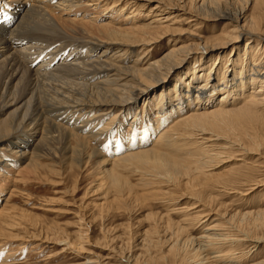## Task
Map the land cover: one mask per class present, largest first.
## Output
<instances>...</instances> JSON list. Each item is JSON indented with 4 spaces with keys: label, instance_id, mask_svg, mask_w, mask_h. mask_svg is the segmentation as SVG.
Listing matches in <instances>:
<instances>
[{
    "label": "rangeland",
    "instance_id": "1",
    "mask_svg": "<svg viewBox=\"0 0 264 264\" xmlns=\"http://www.w3.org/2000/svg\"><path fill=\"white\" fill-rule=\"evenodd\" d=\"M141 1L148 4L150 2L154 7L162 0ZM202 1H204L203 8L197 10L191 0H164L162 2L166 4V7L163 11L159 10L158 14L149 13V10H146L148 6L145 4L143 7L146 6V8L136 12L137 22L134 21V17L128 18L135 12L119 0H80V8L77 7L80 10L77 8L66 10L67 5L59 6L56 1L53 3L56 9L53 15L61 24H63L62 21H66L65 19L88 22V25L80 26L81 23H77L74 26L82 31L87 28L90 31L92 26L98 28L102 25L130 29L134 26L142 27L151 23L160 14L165 18L162 26L166 28L167 33L156 45L128 46L129 51L126 55L125 51L119 52L116 48H119L120 44H135L146 36L135 34L122 36V33L116 32V43L105 44L102 47V49L111 48V52L106 51V56L108 55L113 63L133 68L136 65L134 63H137L134 59L143 52L149 51L148 59L140 58L141 64H137L140 69H145L151 62L161 59L173 48V45L189 46L190 52L194 53L199 45L207 44L210 47H217L221 44L220 40L228 34L234 32L233 34L237 35L236 24L223 18L228 14L238 12L244 15L242 18L245 17L246 20L260 21V27L264 33V0H260L257 5L254 4L255 0ZM192 15H198L200 19L191 23L188 20ZM243 24L244 20H241L237 28ZM9 27L15 29L14 25ZM165 30L152 29V33L161 35ZM93 31L96 37L101 35L95 28L91 32ZM261 35L264 37V34ZM248 41L238 38L233 46H228L225 50L211 51L206 60L219 55L224 59L220 65L223 68L229 57L227 55L232 51L231 47L235 46L234 49H238L230 54L232 60L238 59L239 52L242 56L244 55ZM260 41L264 44V40ZM150 47L154 48L150 49ZM258 53L261 54L259 55L262 56L261 58H264L262 52ZM127 59L131 61L127 62ZM200 61L201 58H197L196 61L186 62L174 73L173 79L167 85L170 87L178 74L186 72L190 66ZM249 85L251 88V84ZM162 88H156L152 94L142 97L130 107L115 108L116 111L107 110L106 114H101L102 111L97 109L90 110L88 113H85L88 109L84 110L83 119L92 122L91 126L92 128L95 126L93 129L96 128L97 135L94 138L83 134L79 136L92 138L89 143L85 141L86 147L94 155V150L97 149L99 155H95L96 157L83 169L74 167L71 171L64 170L66 163L61 156L55 160L44 156L39 160L43 166L36 175L26 171L24 162L17 161L13 166V160H19V158L11 154L6 146L3 150L0 148V211L8 212L9 210L7 217L13 216L7 221L9 225L4 226L6 228L0 231V257L2 256L0 264H185L183 261L189 259L196 261L200 258L205 261L206 256L208 261L202 264H256L264 261V107L259 108L263 114L252 113L257 115L254 116L257 119H250L251 113L244 114L246 118L238 114L234 115V118L226 117L225 125L227 124L228 127L230 125V128L225 127L224 124H218L215 127L212 124L207 127L210 130L209 134L218 133L219 135H216L224 139L229 137L241 149L224 151L225 153L220 157L211 161L209 163L211 168L207 170L208 172L206 171L207 179L204 181L190 185L187 178H180L177 175L172 176L176 183L167 182L162 178L153 181L150 175L139 167L127 166L121 162L114 164L130 152L137 151L128 150L133 141L143 145L145 124L148 134L151 135L145 150L160 147L162 149L160 151L173 159L189 158L191 153L193 156L198 155L199 150L196 144L198 145L202 138L206 139L209 135L196 133L193 136L195 138L190 141L183 133L182 127L183 119L189 116L186 112L188 104L192 102L194 104L195 98L187 101L171 94L167 97V102L174 105L173 102L179 99L180 106L176 105L174 110L179 113L178 109L182 106L181 114L168 109L164 114L158 115L156 111L160 104L157 95ZM221 95L213 93L209 96L213 97L211 107L213 102L221 101L223 97ZM240 97L234 96L230 101L233 106L230 107L229 103L225 108L238 109L242 103L244 105L249 101L247 99L251 100L247 91L245 96L242 94ZM145 99L146 104H144ZM175 115L177 118L173 119ZM134 117L136 119L132 124ZM146 118L149 120H145ZM106 126L110 130L98 135L99 131L105 130ZM173 131L180 136L184 135L182 137L185 140L177 136L172 147L165 149L162 147L164 142H158L159 137L164 133L173 136ZM72 145L76 146L74 140ZM102 161L109 163L103 166ZM111 168L115 169L116 174L123 181L131 184L132 191L124 185L122 193L116 192L121 188H115L112 185V179L105 175V170ZM153 170L156 172V168L148 169L150 173L154 172ZM232 188L234 191L231 190ZM198 205L210 208L215 214L205 224L198 221L203 211L201 210L203 207L198 208ZM229 219H233L230 224ZM212 226H217L220 231L212 232L213 234L206 233L205 231ZM183 227L184 230L181 229ZM222 232L242 240L230 246L233 247L231 254L228 253L231 256L226 252L223 253L228 246L209 244L211 238L216 239L215 236L222 235ZM203 236L205 238L201 239ZM180 238L181 240H177ZM172 242L175 243L172 244ZM237 243L241 245L236 246ZM174 246L177 247L171 251L170 249Z\"/></svg>",
    "mask_w": 264,
    "mask_h": 264
},
{
    "label": "bare ground",
    "instance_id": "2",
    "mask_svg": "<svg viewBox=\"0 0 264 264\" xmlns=\"http://www.w3.org/2000/svg\"><path fill=\"white\" fill-rule=\"evenodd\" d=\"M56 1L59 6L67 5L66 10L77 8L81 3L80 0H0V148L3 150L6 146L11 154L19 158V160H13V166L17 161L24 162L26 163V171H31L37 175L43 166L39 162L42 157L46 156L55 160L61 156L66 163L64 164V170L71 171L74 167L83 169L84 166H88L90 161L96 157L95 155H99L97 149L94 150V155L86 147L85 141L89 143L92 138L79 136L83 134L94 138L97 135L95 133L96 128L93 129L95 126L93 128L91 126L92 122L83 119L84 110L88 109L85 112L88 113L90 110L95 111L94 109H97L102 111L101 114H106L107 110L127 108L135 104L142 97L149 96L159 87L163 88L159 91V95L156 94L160 104L156 111L158 115L160 113L164 114L168 109L174 110L175 106L180 104H178L179 99L173 102L174 105L167 102V97L171 94L187 101L195 98L194 104H192L193 102L188 104L186 112L189 116L183 119L182 127L183 133L187 135L186 138H189L190 141L195 138L193 136L196 133L209 135L206 139L202 138V141L198 145L196 144L199 150L198 155L193 156L191 153L189 154V158L185 157V159L181 157L173 159L167 157L163 151H160L162 150L160 147L145 150L147 143L151 139V135L148 134L145 124L143 145L142 143L138 145V142L133 141L128 150L137 151L130 152L129 155L115 161L114 164L121 162L127 166L139 167L150 175L153 181L162 178L167 182L176 183V180L172 176L177 175L180 178H187L188 184L192 185L198 181L207 179V170L211 168L209 163L216 160L218 156L220 157L225 153L224 151H230L234 148L241 149L229 137L224 139L218 136V133H216L218 135L209 134L208 131L210 130L207 127L212 124L214 127L218 124H224L225 127H228L227 124L225 125L226 117L233 116L232 118H234V115L237 116L238 114L243 116L244 114L249 115L246 113H251L250 119H257L254 117L257 115H253L252 113L263 114L259 110V108L263 109L264 107V58H261L262 56H259L261 54L258 53L262 52L264 54V44H261L262 41H260L264 40L263 35H261L264 33H262L260 21L246 20L245 17L242 18L244 15L238 12L232 15L227 13L228 16L226 15L223 18L229 19L236 24L235 30L237 31V35L233 34L234 32L228 34L227 37L220 40L221 44L217 47H210L207 44L199 45L194 53L190 52L189 46L177 47L173 45V48L164 54L161 59L155 60L153 63L151 62L145 69H140L137 67V64L142 61L141 57L148 59L150 55L149 51L143 52L142 55L134 59L137 63H134L136 65L133 68L131 66L127 67L124 64L118 65L113 63L108 58V55L106 56L107 53L111 52V48L106 47L102 49V47L105 44L114 45L116 43V32L122 33V36H130L131 34L146 36L145 39L139 40L135 44H120L119 48H116L119 52L125 51L126 55L129 51L127 50L128 46L149 47L153 44L156 45L167 33L166 28L162 26V22L165 21L164 17L159 14L160 16L157 15L148 25H142V27L134 26L133 28L131 26L132 29L112 28L113 26L109 27L108 25H102L98 28L92 26V30L95 28L101 34L96 37V33L94 31L91 32L92 30L89 31L88 26L83 27L87 28L83 29L84 31L76 29V26H74L77 23H81L79 24L81 26L88 22L83 23L81 20L65 19L66 21H62L63 24H61L58 19H55L53 14L56 13V9L53 3ZM121 1L130 10L135 12H131L132 15L128 16V18L134 17V21H136V16H138L136 12L141 8L148 6L146 10H149V13L158 14L160 13L159 10L163 11V8L166 7V4L162 2L164 0L157 2L154 7H152L153 5L150 2L148 4L141 0H119V2ZM259 1L255 0L254 4L257 5ZM191 2L192 4L194 3L193 6L197 10H201L204 6V1L202 0H191ZM145 4L147 5L143 7ZM189 18L188 21L191 23L197 22L200 19L198 15H192ZM241 20H244V24L240 28H237ZM10 25H14L15 29H11ZM160 28L165 30L163 34L157 35L152 33V29L159 30ZM101 37L104 38L101 39ZM238 38L249 40L246 43L243 56L239 52L238 59L232 60L230 54L238 50L234 49V46L231 47V53L227 55L229 57L227 58L225 67L222 68L220 66L224 59L219 57V55L213 59L206 60L207 55L211 51L225 50L228 46H233ZM151 48L153 49L154 47ZM181 54L184 55L181 56ZM251 57L252 59H250ZM197 58H201L200 63L190 66L187 71L185 70L186 72L183 71L184 73L179 72L180 74L175 77L172 85L170 87L167 85L179 68L181 69L186 62L196 61ZM130 59H127V62ZM65 62L67 63L65 64ZM124 62H126L125 59ZM249 84H251V88ZM246 91L251 96V100L247 99V97L246 99L249 101L244 102V105L242 103V106L240 105L241 107L238 109L228 110V107L225 108L229 103L230 107L233 106V103L230 101L234 96L240 97L242 94L245 96ZM213 93L222 94L221 96L223 97L221 101L213 102L211 107V99L213 97L210 98L209 96ZM146 102L147 100L144 104ZM178 110H180L179 113L175 110L174 112L180 115L182 106ZM176 115L173 119H175ZM243 117L246 118V116ZM135 119L136 117L132 120V124L135 122ZM145 120H149V118ZM107 126L105 130H96L99 131L98 135H101L103 131L110 130ZM230 127L229 125L228 128ZM156 133L153 134L156 135ZM177 136L185 140L182 137L184 135L180 136L175 131L173 136L164 133L159 137L158 142L163 141L162 147L167 149L172 147V143H174ZM105 137L107 138V136ZM189 139L187 140L189 141ZM72 140L76 143L75 147L72 145ZM102 163L105 166L109 162L102 161ZM149 167L150 169L156 168V172L153 170L154 172L150 173L148 171ZM105 175L112 179V185L115 188H121V190L119 189L116 192L122 193L124 185L128 187V190H133V187L130 186L131 184L129 185L123 181L116 174L115 169L105 170ZM153 181H151L152 184ZM201 207H203L201 209L203 211L199 209L201 215L198 221L205 224L215 214L210 208L207 209L206 206L198 205V208ZM8 212L6 210L0 211V225L1 223L5 224L1 225L0 231L6 228L4 226L9 225L7 221L13 217H7ZM232 220L229 219V224L232 223ZM215 224L217 225V222ZM181 229L184 230V227ZM215 231H220V228L212 226L205 232L213 234ZM205 236L201 239L205 238ZM215 238H211L209 244L221 247L228 246V249L223 251V253L226 252L227 254H231L233 247L230 246L234 242H242V240L233 238L231 234H224L223 232L222 235L219 234ZM177 240H181V238ZM176 247L174 246L170 250L173 251ZM206 258L205 261L199 258L196 261L189 259L183 262L185 264H202L208 261V256ZM256 264H264V261Z\"/></svg>",
    "mask_w": 264,
    "mask_h": 264
}]
</instances>
